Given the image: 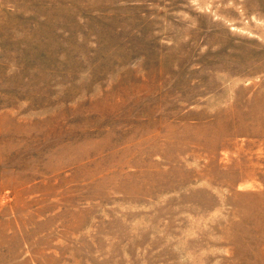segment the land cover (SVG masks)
<instances>
[{
	"label": "rangeland",
	"instance_id": "374dc122",
	"mask_svg": "<svg viewBox=\"0 0 264 264\" xmlns=\"http://www.w3.org/2000/svg\"><path fill=\"white\" fill-rule=\"evenodd\" d=\"M0 264H264V0H0Z\"/></svg>",
	"mask_w": 264,
	"mask_h": 264
}]
</instances>
